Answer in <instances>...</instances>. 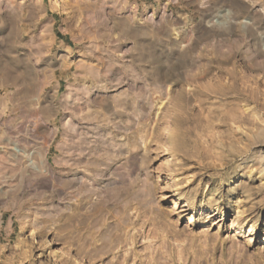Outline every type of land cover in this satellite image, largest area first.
I'll use <instances>...</instances> for the list:
<instances>
[{
	"label": "rangeland",
	"instance_id": "374dc122",
	"mask_svg": "<svg viewBox=\"0 0 264 264\" xmlns=\"http://www.w3.org/2000/svg\"><path fill=\"white\" fill-rule=\"evenodd\" d=\"M263 35L264 0H0V264H264Z\"/></svg>",
	"mask_w": 264,
	"mask_h": 264
},
{
	"label": "bare ground",
	"instance_id": "6f19581e",
	"mask_svg": "<svg viewBox=\"0 0 264 264\" xmlns=\"http://www.w3.org/2000/svg\"><path fill=\"white\" fill-rule=\"evenodd\" d=\"M231 17V16H230ZM228 19V18H227ZM234 19V18H232ZM242 19V18H241ZM230 25V24H228ZM176 30V29H175ZM243 30V29H242ZM264 36V35H263ZM262 39H264L262 37ZM263 41V40H262ZM235 94H236V100L238 99H241L242 98V93L240 92V89L238 90H235ZM47 152V151H46ZM3 154H1V151H0V154L3 156L2 158H8V157H11V158H16V159H19V158H22L23 155L27 154L26 152L24 153L23 149L19 148V147H16V146H10L8 147H5L2 151ZM0 155V156H1ZM47 157V156H46ZM44 158L43 159V162H42V167H41V171L44 172V171H48L49 170V160L48 158ZM7 160V159H6ZM22 160V159H21ZM1 164V163H0ZM3 167L1 166V169ZM24 179V178H23ZM26 183V182H24ZM31 183H35L37 185H45V183H48V179H46L45 177H41V176H38L37 178L31 180ZM253 231V229H251ZM252 234V233H251Z\"/></svg>",
	"mask_w": 264,
	"mask_h": 264
}]
</instances>
